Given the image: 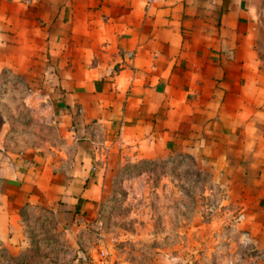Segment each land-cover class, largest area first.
I'll list each match as a JSON object with an SVG mask.
<instances>
[{"label": "crops", "instance_id": "obj_1", "mask_svg": "<svg viewBox=\"0 0 264 264\" xmlns=\"http://www.w3.org/2000/svg\"><path fill=\"white\" fill-rule=\"evenodd\" d=\"M44 78L43 133L12 145L4 87ZM129 144L202 163L241 230L237 264H264V0H0V247L23 254L32 212L97 221Z\"/></svg>", "mask_w": 264, "mask_h": 264}, {"label": "rangeland", "instance_id": "obj_2", "mask_svg": "<svg viewBox=\"0 0 264 264\" xmlns=\"http://www.w3.org/2000/svg\"><path fill=\"white\" fill-rule=\"evenodd\" d=\"M17 80L20 93L13 92L18 88L11 80L3 94L12 145L43 133L42 106L49 101L46 88L52 81ZM118 149L97 221L62 226L49 212L26 214L30 246L20 255L0 247V264H105L101 251L109 264H165L177 252L180 264H222L236 257L241 230L235 213L218 178L202 163L184 153L148 158L131 144ZM170 246L174 249L166 255L155 250Z\"/></svg>", "mask_w": 264, "mask_h": 264}, {"label": "built area", "instance_id": "obj_3", "mask_svg": "<svg viewBox=\"0 0 264 264\" xmlns=\"http://www.w3.org/2000/svg\"><path fill=\"white\" fill-rule=\"evenodd\" d=\"M149 1H152V0H149ZM242 244L244 245H249L250 243V239L248 237V235L246 233H244L242 235V238H241V241H240ZM100 256H105L106 257V262L105 264H109L108 262V254L105 252V251H101L100 253ZM222 264H237V261H236V257H233V256H228L224 259V261L222 262Z\"/></svg>", "mask_w": 264, "mask_h": 264}]
</instances>
